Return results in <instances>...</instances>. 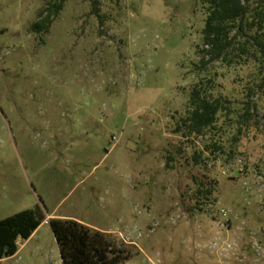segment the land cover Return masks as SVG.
<instances>
[{"label": "rangeland", "instance_id": "obj_1", "mask_svg": "<svg viewBox=\"0 0 264 264\" xmlns=\"http://www.w3.org/2000/svg\"><path fill=\"white\" fill-rule=\"evenodd\" d=\"M50 3L0 0V220L47 214L3 264H64L48 216L113 231L140 250L125 264H264V65L245 39L204 64L209 0H65L33 33ZM195 90L226 105L201 134Z\"/></svg>", "mask_w": 264, "mask_h": 264}, {"label": "trees", "instance_id": "obj_2", "mask_svg": "<svg viewBox=\"0 0 264 264\" xmlns=\"http://www.w3.org/2000/svg\"><path fill=\"white\" fill-rule=\"evenodd\" d=\"M65 0H50L31 26L33 33H48ZM210 14L204 29V42L210 55L204 64L225 59L234 39H245L241 55L253 49L255 60L264 65V0H209ZM236 35L232 37V33ZM250 47V48H248ZM237 57V56H235ZM194 110L187 118L190 131L201 134L216 123L218 112L226 105L220 98H202L195 90ZM47 219L45 208L27 209L0 220V264L19 250V240H28ZM64 264H125L140 250L118 241L112 232L88 226L73 218L49 219Z\"/></svg>", "mask_w": 264, "mask_h": 264}, {"label": "crops", "instance_id": "obj_3", "mask_svg": "<svg viewBox=\"0 0 264 264\" xmlns=\"http://www.w3.org/2000/svg\"><path fill=\"white\" fill-rule=\"evenodd\" d=\"M51 218H54V217H52V216H48V219H51ZM45 222H46V221H45ZM103 231H105V230H103ZM106 231H108V232H113V231H110V230H106ZM35 232H36V231H35ZM35 232L33 233V235L35 234ZM33 235H32V236H33ZM32 236H31V237H32ZM31 237H30V238H31ZM30 238H29V239H30ZM29 239H28V240H29ZM6 259H7V258L3 259L2 264H3V262H4Z\"/></svg>", "mask_w": 264, "mask_h": 264}]
</instances>
